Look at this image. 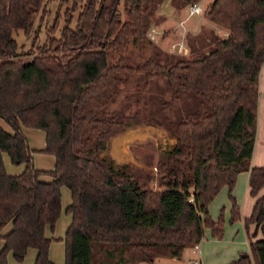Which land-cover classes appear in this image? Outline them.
Masks as SVG:
<instances>
[{"label": "trees", "instance_id": "obj_1", "mask_svg": "<svg viewBox=\"0 0 264 264\" xmlns=\"http://www.w3.org/2000/svg\"><path fill=\"white\" fill-rule=\"evenodd\" d=\"M161 1L80 0L74 26L63 25L58 35L55 24L48 27L47 39L25 59L15 35L30 33L46 0H0V119L12 131L0 126V264H8V253L22 261L31 248L32 264H55L49 248L56 239L46 228L52 231L60 216L62 186L71 199L64 264L180 257L205 228L222 237V214L213 219L208 207L223 187L230 221L240 219L232 195L239 173L248 172L250 196L264 188V166H250L264 67V0H211L199 29L210 32L198 49L185 42L195 55L160 57L157 51L133 66L122 50L148 40ZM170 1L180 16L199 0ZM133 73L142 80L126 101L139 109L112 108ZM141 110L175 138L151 164L156 172L146 161L129 166L104 155L112 132L129 127V118L139 120ZM23 127L45 133L40 152L54 157L51 170L34 166ZM4 153L24 165L19 174L7 173ZM243 224L246 231L255 227L249 253L226 264H264V194Z\"/></svg>", "mask_w": 264, "mask_h": 264}, {"label": "rangeland", "instance_id": "obj_2", "mask_svg": "<svg viewBox=\"0 0 264 264\" xmlns=\"http://www.w3.org/2000/svg\"><path fill=\"white\" fill-rule=\"evenodd\" d=\"M85 0H82V2ZM211 0H199L197 3L200 4L202 8V12L199 14H195L193 16H188V9H181L180 16L178 15L176 9L171 4L170 0H162L158 6L157 11L155 12L152 20L153 24L148 33V40L145 43L139 45L128 44L123 50L122 54L128 57V61L133 66L137 64H141L146 61L150 57L158 51L160 57L164 56V53H170L176 51L177 53H182L187 55L186 57H191L195 55V53H189V49L186 46L185 42L188 40L189 45L192 49H198L201 46V36L204 34H208L210 32L209 28L206 26L204 30L205 32H199L200 26L202 23H206V18L204 16V10L208 3ZM80 0H46L44 6V12H40L37 14L34 20L33 28L29 34L25 35L23 32L19 31L15 35V39L17 40L19 51L23 53V57L25 59L31 57V53L36 51L38 45H41L46 39V30L51 25L55 24L56 30L55 35L59 34L61 27L65 24L69 26H74L76 15L78 12V5L80 4ZM76 5V6H75ZM217 32L225 34L224 31L218 30ZM182 43L185 52H180L178 50V44ZM164 52V53H163ZM119 53L114 52L113 57L116 60L118 58ZM161 62H163L161 60ZM140 74V73H139ZM138 73H133L125 83L121 85V90L117 96L116 102L112 104L113 107H119L121 105H126V112H134L139 109L136 104L132 101L128 103L126 101V95L134 91V85L136 82L141 79ZM142 80V79H141ZM161 83V79H159ZM140 83H142L140 81ZM143 99L140 100L142 102ZM129 104V106H127ZM137 117L139 120L134 118H129L128 121L131 125L123 130H119L116 132H112L108 141L106 150L104 151V155L109 156L111 159L115 161L117 164H127L129 166L138 165L144 167L143 162L146 161L148 166L150 165L151 170L156 172L155 167H152L155 164L157 156L159 153L163 151H167L175 144V138L172 137L167 130L160 125H153L148 123L147 116L143 114L142 110L138 112ZM0 124L4 127H7L4 121L0 119ZM41 135V144L44 143V134L42 131L37 130ZM124 132H133L140 133L143 135L140 139H135L127 144V148L125 149L126 158L122 161L113 158L110 154V146L112 143V139ZM36 154V153H35ZM34 155V154H33ZM6 158L8 159L7 155ZM49 159V161H48ZM52 157L45 153H37L35 157H33V163L36 168L41 170H49L53 168V163L51 161ZM35 161V162H34ZM9 168H22L24 165L12 164L9 160L6 163ZM152 164V165H151ZM64 190L61 191V213L59 218L54 224V228L51 231L54 236H61L62 239L57 242L52 243V250L50 254V258L55 264H64L65 263V231L67 228L65 209L62 207V204H65L66 200H69V190L67 187H62ZM63 192V193H62ZM227 196H219V198H215V204L210 206L209 204V214L213 219H216L220 214L223 217V235L220 239L214 238L211 235L210 229H204V236L198 242L200 246V257L202 258L201 264H214L211 259V255L214 252H210V246L212 245L214 240L223 241L227 238V233H231L233 226V243L235 241L240 242L243 240L242 234V226L241 222L238 223L243 216L242 207L239 208L240 219L235 221H230V201ZM68 195V197H67ZM227 197V198H226ZM225 200V201H224ZM228 200V201H227ZM224 201V202H223ZM227 201V202H226ZM226 202V203H225ZM67 204V203H66ZM224 204V205H223ZM213 215V216H212ZM244 220V219H243ZM242 220V222H243ZM237 228H236V227ZM235 227V228H234ZM244 227V224H243ZM251 233L255 231L254 225L251 226ZM238 229V232H236ZM7 230V228H6ZM48 230V228H47ZM251 235V234H250ZM254 238L249 236V238ZM261 233L258 231L255 238H260ZM248 238V240H249ZM228 241L231 239L228 238ZM205 244L204 250L203 245ZM236 244V243H235ZM240 244V243H239ZM210 245V246H209ZM225 249V248H224ZM224 249L222 248V253H224ZM32 249H30L31 251ZM245 253H249V249L246 248L243 250ZM187 259H195V253L193 249H187L184 251L183 258L179 262V264H185ZM169 260L164 258H155L151 261H148L146 264H171ZM7 262L12 264H32L33 260L25 255L24 259L20 262L16 261L11 253L7 255ZM231 262V261H230Z\"/></svg>", "mask_w": 264, "mask_h": 264}, {"label": "crops", "instance_id": "obj_3", "mask_svg": "<svg viewBox=\"0 0 264 264\" xmlns=\"http://www.w3.org/2000/svg\"><path fill=\"white\" fill-rule=\"evenodd\" d=\"M0 126H2V125L0 124ZM2 128H4L8 132H12L8 125H7V127L2 126ZM37 130H39V129L27 128V127L22 128V131L28 140L29 146L35 150V152L33 153L34 154L33 157H35L37 153H42V152H40V150L43 149L45 146V133L42 130H40L44 134V143L41 144V138L42 137H41L40 133H38ZM6 155L7 154H5V153L3 154V162H4L5 169H6L7 173L11 174V175L19 174L23 170L24 166L20 169L15 168V167L9 168L6 163L8 160L10 161V158L7 155V157H8V159H7ZM48 155H50V154H48ZM50 156L52 157L51 161H52L53 167H54V161H55L54 157L52 155H50ZM113 158H115V157H113ZM48 161H49V159H48ZM250 166H258V167L264 166V67L260 68L259 76H258L257 125H256V136H255V141H254L253 152H252V156L250 159ZM51 169H49V170H51ZM41 179L48 181V180H50V177L48 175H44L41 177ZM62 187H64V186H62ZM62 187H61V191L64 190ZM227 192H228L227 187H223L217 193V195L214 197V200L212 201L210 206L215 204L214 203L215 198H219V196H222V198H223L224 195L227 196V194H226ZM262 194H264V188L260 190V192L258 193L257 196H260ZM232 195L235 197L239 208L241 209V207H242L243 216H242V219L238 223L241 222V226H242V230H243L242 234L244 237H243V240H241L240 242L235 241L236 244L233 243V240H232L233 238H231V237L235 236L236 234L234 233V235H233V226H232V229H230L231 233L230 232L227 233V238L224 240V242L214 240L212 245L211 246L209 245L210 246V252H214V254L211 255V259H212V262L214 264H226V263H229L230 261H234L238 258V256L241 253H244L243 250L245 249V246L247 249H249L248 238L251 234V230H252L251 226H253V225L252 224L249 225V227L246 231L245 228L243 227L242 220L251 214V211H252V208H253V205H254V202H255V199L257 196L252 197L249 195L248 172L247 171H244V172H241L238 174L235 185L232 189ZM67 197H68V195H67ZM70 200L71 199H70V194H69V200L67 199L65 204H62V207L64 209L70 203ZM65 214H67V213H65ZM70 221H71V216H70V214H67L66 223L69 225ZM47 228H46V235L48 237H54L56 239V240H54L55 242L60 241L62 239L61 236H58V237L54 236V234L51 232V230L49 228L47 230ZM236 232H238V229ZM228 238H230L231 241L230 240L228 241L227 240ZM54 241H52L50 244L49 258H50V254H51V250H52V243ZM198 246H199V244H198ZM204 247H205V244L203 245V250H204ZM222 248L223 249L225 248L223 251L224 253H222V251H221ZM200 253H201V250H200V246H199V252H198V254H195V259L198 261V264L202 263V258L200 257ZM35 254H36V251L34 249H32L31 251H30V249H28L26 256H28V259L30 258L31 260H34ZM160 258H164L166 260H169L171 264H179V262L183 258V254L180 257H160ZM50 260L52 261L51 258H50ZM169 261H167V262H169ZM189 261L190 260L187 259L185 264H189ZM8 264H12V263L8 262Z\"/></svg>", "mask_w": 264, "mask_h": 264}, {"label": "bare ground", "instance_id": "obj_4", "mask_svg": "<svg viewBox=\"0 0 264 264\" xmlns=\"http://www.w3.org/2000/svg\"><path fill=\"white\" fill-rule=\"evenodd\" d=\"M143 135L136 132H125L123 134H120L112 139V143L110 146V153L113 157H115L117 160L121 161L126 158L125 149L127 148V144H129L131 141L135 139L142 138Z\"/></svg>", "mask_w": 264, "mask_h": 264}, {"label": "built area", "instance_id": "obj_5", "mask_svg": "<svg viewBox=\"0 0 264 264\" xmlns=\"http://www.w3.org/2000/svg\"><path fill=\"white\" fill-rule=\"evenodd\" d=\"M200 12H202V8L200 6L199 3L197 2H194V3H191L188 7V16H193L195 14H199ZM178 50L180 52H185L186 49L184 48L183 44L182 43H179L178 44ZM192 249H193V252L195 254H198L199 252V246H198V243H195L193 246H192ZM189 264H198V261L196 259H191L189 261Z\"/></svg>", "mask_w": 264, "mask_h": 264}]
</instances>
